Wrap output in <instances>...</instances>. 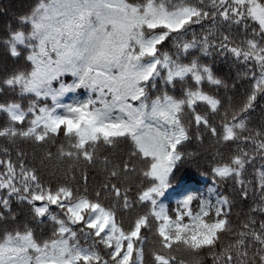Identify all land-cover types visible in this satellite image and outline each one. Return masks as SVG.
I'll list each match as a JSON object with an SVG mask.
<instances>
[{
	"label": "snow or ice",
	"instance_id": "1",
	"mask_svg": "<svg viewBox=\"0 0 264 264\" xmlns=\"http://www.w3.org/2000/svg\"><path fill=\"white\" fill-rule=\"evenodd\" d=\"M0 50V264H264V0H30Z\"/></svg>",
	"mask_w": 264,
	"mask_h": 264
},
{
	"label": "trees",
	"instance_id": "2",
	"mask_svg": "<svg viewBox=\"0 0 264 264\" xmlns=\"http://www.w3.org/2000/svg\"><path fill=\"white\" fill-rule=\"evenodd\" d=\"M29 2L30 0H0V33L3 32L8 23H14V16L24 11ZM2 57L3 53L2 50H0V58ZM216 68L220 75L228 77L230 79H235L238 70L242 71V69H237L235 66L223 62L219 58L216 61ZM229 95H231V93H229ZM260 104L261 106H264V101L260 102ZM260 115L261 107L258 106L256 112L253 114V117L254 119H259ZM204 147L207 148V144ZM27 150L31 152V149ZM197 163L200 165L198 170L195 163L191 165H186V168L188 169L189 174L195 175L197 177V179L199 180V184L197 185V187H199L201 191H204L211 184L210 177L202 175V173H206L208 171V167L203 159H201ZM47 171L48 169H45V174H47ZM89 174L90 176L94 175V170H90ZM220 190L225 192V194H228L231 191V189L225 185H221ZM233 199L235 200V207L233 208V219L243 220L248 214L249 209L253 207V201L251 198L246 201L242 200L239 196H235L233 197ZM13 208L17 212H22L26 214V209H24L22 205L14 203Z\"/></svg>",
	"mask_w": 264,
	"mask_h": 264
}]
</instances>
